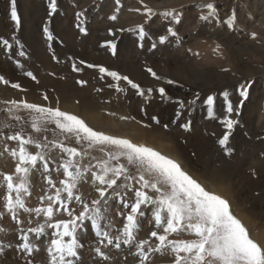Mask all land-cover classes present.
<instances>
[{"label": "rangeland", "instance_id": "obj_1", "mask_svg": "<svg viewBox=\"0 0 264 264\" xmlns=\"http://www.w3.org/2000/svg\"><path fill=\"white\" fill-rule=\"evenodd\" d=\"M48 3L49 0H17L18 15L21 17L17 28L10 18V0H0V38L13 44L10 51L0 45V76L9 81L8 84L0 81V228L5 229L0 232V242H10L14 246L13 249H6L5 256H0V264H26L28 259L34 264H48L47 248L56 238L55 230L45 226L44 241H38L40 237L37 239L34 234L27 233L39 251L28 256L15 250L20 243L21 230L27 232L30 227L45 224L46 217L43 212L38 215L35 211L17 209L18 219L13 220L3 207L7 194L3 175L14 173L18 159L11 155V150H19V142L7 140V135L20 132L25 139L31 137L33 141L48 145L39 149L34 144L25 145L29 152L44 153L48 163L47 171L43 162H38L29 173L27 187L30 194H22L25 207L29 209L47 208V197L55 199L56 188H63L60 181L65 177L61 165L68 160V156L59 148L52 147V143H63L86 152L83 157H75L82 165H96L97 161L107 159L99 147L89 148L85 142L76 143L73 135L61 131L54 123L42 121V131H34L31 124L37 114L23 107L13 108L9 114L6 109L13 106L5 101L12 100L58 107L83 119L94 130L127 138L134 143L147 146L166 143L179 153L186 164L184 168L202 183L210 182L225 188L226 196L235 202L232 203L234 213L245 225L248 222L254 224L248 229L253 238L262 243L256 236V229L262 227L261 230H264V25L256 22L261 16L260 10L264 8V0H143L156 13L150 19L144 13L140 0H120L119 5L116 0H57V11L50 18ZM207 3L216 6L218 15L203 21L200 16L207 13L203 7ZM136 8L141 11L132 10ZM85 9V16L80 19L84 21L82 26L87 29V34L76 27L80 23L76 13ZM172 9L181 13L179 24L171 17L160 15ZM233 11L237 19L230 28L225 21ZM113 14L117 16L115 21L109 19ZM45 22L54 36L52 41H48L43 33ZM141 25L145 31L143 39L139 34ZM169 27L177 33L175 37L168 34ZM110 29L114 35L109 33ZM253 32L257 34L256 39L252 38ZM161 36L168 37L164 44L159 42ZM16 40L20 43L17 44ZM109 40L116 44L115 55L107 46L102 47ZM153 43L156 44L155 49L151 47ZM217 45H220L219 50H216ZM20 51L25 54L19 55ZM80 60L127 75L145 90L163 86L173 100L179 98L194 102L186 104L181 116H177L178 106L162 100L157 91L141 97L125 81L114 80L101 73L99 67L90 69L80 65ZM74 63L83 70L73 71ZM146 67H152L163 79L155 80L146 72ZM27 72L37 79L33 80L26 75ZM169 79L176 83L168 85L166 81ZM247 79L254 84L241 115L234 117L240 123L230 136L229 146L233 152L228 154L218 143L227 131L220 123L225 115L221 93L226 89L231 99L238 101L236 87ZM78 80L87 83L82 86L77 83ZM13 83L21 87L13 88ZM117 84L124 91H117ZM45 95L48 100L44 99ZM208 95L216 98L214 117L208 115L205 103ZM14 115L20 116V120H14ZM122 116L135 119L122 120ZM153 116L160 119L161 125L169 123V128L165 130L155 124L151 119ZM188 121L192 124L190 131L181 127ZM143 124H151V127L145 128ZM95 170L99 171L98 168ZM130 171L135 174L134 169ZM48 177L56 187L48 183ZM16 179L14 176V181ZM125 183L133 182L125 181L123 177L118 181V184ZM98 187L99 182L85 173L74 192L91 204L92 200L99 198ZM116 191L129 204L135 202L134 191L124 188H117ZM112 192V189L108 190L109 194ZM61 198L66 200L63 191ZM109 205L106 219L100 223L102 227L109 225L105 230L115 237L126 222L129 209L122 207L120 197L113 196ZM68 207L75 214L81 211V204L75 200L68 202ZM53 208V222L70 218L63 209L56 210L59 205L54 203ZM152 208L151 205H142L145 215L137 218L133 245L122 244L120 249L100 244L101 238L96 235L92 222L84 221L77 229L83 247L78 249L80 259L76 264H139V257L132 254L135 252L134 244L148 239L154 246L156 241L150 233L161 231L155 226ZM170 238L193 237L190 232L180 231ZM98 246L110 257L108 261L97 256L94 249ZM173 260L174 255L167 249L163 253H151L148 264H172Z\"/></svg>", "mask_w": 264, "mask_h": 264}, {"label": "snow or ice", "instance_id": "obj_2", "mask_svg": "<svg viewBox=\"0 0 264 264\" xmlns=\"http://www.w3.org/2000/svg\"><path fill=\"white\" fill-rule=\"evenodd\" d=\"M143 5V11L150 19L156 15L152 8L148 7L140 0ZM119 5L120 0H116ZM207 9L206 14H202L200 19L208 21L210 17H216L218 11L213 3L203 5ZM140 12V8L132 9ZM57 11V0H49L48 16L49 18ZM119 11V8H117ZM86 9L76 13L77 23L76 27L81 33L87 34V29L82 26L84 23L80 18L85 16ZM160 15L164 17H171L177 24L181 22V13L176 9L166 10ZM10 18L15 22L18 28L21 24V17L18 15L17 0H10ZM109 19L115 21L117 16L111 15ZM237 16L235 11L228 17L225 23L231 28L234 26ZM119 31V30H118ZM168 34L175 37L177 33L169 27ZM43 33L48 41H52L54 36L49 31L47 22L43 27ZM109 33L114 35L112 30ZM139 34L141 39L145 36L143 25L139 26ZM252 38L256 39L257 34L253 32ZM167 36L159 38L160 44H164ZM15 39V37H13ZM19 44L20 41L16 40ZM0 45L6 51L13 48V44L8 39L0 38ZM107 46L111 49L113 55L116 54V44L114 41H106L102 47ZM22 47V46H21ZM142 47V45H141ZM156 48V44L151 46ZM220 45H217L219 50ZM23 51L19 55L23 56ZM55 58V57H54ZM80 65L87 68L99 67V71L107 76L112 77L116 81H125L131 89L136 91V94L143 97L147 94L157 91L162 100L171 101L178 107L176 115L181 116L186 104L191 105L193 100H182L176 98L173 100L168 95L166 88L161 86L158 89L148 88L145 90L141 85L127 75H120L116 71H110L106 67L98 66L88 63L84 60L79 61ZM73 71L80 72L83 68L78 67L75 63L72 65ZM146 72L155 80L163 79L152 67H146ZM222 71H229L222 69ZM26 75L36 80V76L31 72ZM0 81L8 84L9 81L0 76ZM38 82V81H37ZM78 84L84 85L87 81L78 80ZM168 85L176 83L174 80H167ZM254 82L251 79L244 80L238 83L236 93L238 94V101L234 102L231 99V94L225 89L221 95L224 105V117L220 123L227 129L222 138L218 140L225 152L231 154L232 147L229 146L230 136L240 121L234 117L241 115V109L245 106L246 101L250 98V90ZM13 88L19 89L21 86L18 83L11 85ZM111 87V85H110ZM117 91H124L119 85H116ZM199 94H196L198 98ZM48 100L47 95L44 96ZM216 98L213 95H208L205 103L208 105L209 117H214V105ZM6 104H11L6 111L11 114L13 108H25L33 113L31 127L36 132L42 131L41 122L54 123L61 131L73 135L76 138V143L85 142L89 148L99 147L101 151L105 152L107 159L97 161L96 165L86 164L82 165L75 157H83L86 152L78 151L76 147H67L63 143L54 142L52 147L59 148L61 153L67 154L68 160L61 165L65 179L60 181L63 188H56L55 199L48 196L49 201L47 208L29 209L25 207V202L22 194H30L28 192L27 181L31 169L37 167L38 162H43L44 170H48V163L46 156L42 152H29L25 145L34 144L36 148H47L48 145L33 141L31 137L25 139L20 132L12 135H7V140H14L19 142V150H11V155L17 157L18 162L15 165L13 174H4L3 180L6 182L7 194L4 197V208L11 214L13 220H17V209H24L25 211H35L38 215L43 212L46 220L45 224H40L37 227L28 228L27 232L21 230L22 235L19 237L20 243L15 246V250H20L31 256L34 251H39L31 243L27 233H32L38 239L45 233V226L55 230L56 238L52 239L50 246L47 248L48 264H76L80 257L78 249L83 247L79 242L77 236V229H79L83 222L90 220L93 227L96 229V235L100 237L99 243L107 246H112L120 249L121 245H133L135 239L134 232L138 227V216L145 215L142 210V205L153 206V217L155 226L161 231H151L150 235L156 241L153 246L148 239L139 240L134 244V256L139 257V264H148L151 253H163L170 249L174 255L172 264H264V244L254 239L248 227L243 221L234 213L231 201L226 195L220 192L210 190L209 187L202 183L201 180L184 168V165L178 158H173L169 155L163 154L161 151L147 146L145 144H138L132 142L127 138H121L113 135H108L103 131L94 130L83 119L74 114L60 110L58 107H45L27 101H5ZM14 120L19 121L20 116H12ZM122 120L135 119V117L122 116ZM152 121L157 125H161L160 119L153 116ZM174 122V121H173ZM145 128L151 127V124H143ZM165 130L169 128V123L161 125ZM191 121L181 125L186 131L191 130ZM7 151V149H5ZM95 159V157H93ZM125 163H121V161ZM115 162V163H112ZM99 169L96 171L95 169ZM130 169L135 170L132 174ZM85 173H89L93 181H98L100 187L97 188L99 198L91 201V204L84 202L82 196L76 195L74 189L77 184L84 179ZM14 176L17 178L14 181ZM123 177L125 181H132V184H118V181ZM48 183L56 187L51 177H48ZM138 185L139 187H136ZM117 188H124L128 191H134L135 202L129 204L124 201L121 193L116 191ZM112 189L111 194L108 190ZM61 191L66 193V200L61 198ZM15 193V195H13ZM152 193V194H150ZM120 197V202L124 209H129L123 224L122 229H119V234L113 237L108 230H105L109 225L102 227L101 220L106 219V213L109 211V200L112 197ZM72 200L81 204V211L75 214L74 211L68 207V202ZM59 205V209H63L70 217L67 220H55L53 222L54 208L53 204ZM2 215V213H0ZM5 229L0 228V232ZM187 231L192 234L191 239H171L172 234ZM106 242V243H105ZM14 246L9 243L0 242V256L6 255V249H13ZM97 256L102 260L108 261L110 257L101 250V247L94 249ZM26 264H34L33 260L28 259Z\"/></svg>", "mask_w": 264, "mask_h": 264}, {"label": "bare ground", "instance_id": "obj_3", "mask_svg": "<svg viewBox=\"0 0 264 264\" xmlns=\"http://www.w3.org/2000/svg\"><path fill=\"white\" fill-rule=\"evenodd\" d=\"M245 2H246V0H244ZM253 6V5H252ZM263 10H260V11H262V13H261V16L259 17V19H258V21L256 22V23H261L260 25H264V8H262ZM251 11V10H250ZM253 11V10H252ZM251 13V12H250ZM249 13V14H250ZM248 14V15H249ZM252 14H253V12H252ZM251 15V14H250ZM262 18V19H261ZM255 23V24H256ZM250 28H252V25L250 26ZM253 28L255 29L256 27H254V25H253ZM262 28H264V27H262ZM261 28V29H262ZM259 32V31H258ZM261 32V31H260ZM263 33H264V31H263ZM258 42H260V41H258ZM256 61V60H255ZM263 75V74H262ZM134 131V130H133ZM124 133V132H123ZM134 133V132H133ZM119 135H120V133H119ZM116 136V135H115ZM132 137V136H131ZM130 138V137H129ZM164 140V139H163ZM142 141V140H141ZM143 141H144V139H143ZM146 141V140H145ZM152 143V142H151ZM176 143V142H175ZM178 144V143H177ZM150 146L151 147H153V148H155V149H157V150H159V151H161L163 154H166V155H169V156H171V157H173V158H178L181 162H182V164L186 167V164H185V162H184V160L180 157V155H179V153H177L176 151H174V150H172L166 143H163V142H160L159 144H157V145H155V144H150ZM4 156V155H3ZM201 180V179H200ZM203 183H205V181L203 182ZM208 187H209V189L210 190H213V191H217V192H220L221 194H223V195H226L227 193H225V192H227V191H225V188H223L221 185H215V184H212V183H210V182H206L205 183ZM223 185V184H222ZM224 186V185H223ZM230 201H231V204L232 203H235V202H233L232 201V199L231 198H229V197H227ZM240 217H241V215H240ZM247 227L248 226H250V227H253L254 226V224H252L251 222H248V224L246 225ZM249 228V227H248ZM262 228V227H261ZM261 228H258V229H256L257 230V238L262 242V244H264V230H261ZM254 230H255V228H254ZM48 235H50V234H48ZM45 235L44 236H41L39 239H38V241L40 240V239H42L43 241L45 240ZM49 238V237H48ZM34 240H36V238H34ZM42 241V242H43ZM39 244V243H38ZM42 244V243H41ZM42 246V245H41ZM40 248V247H39Z\"/></svg>", "mask_w": 264, "mask_h": 264}]
</instances>
